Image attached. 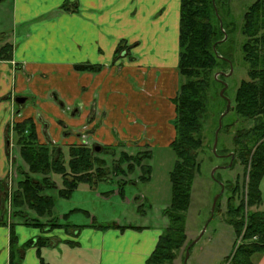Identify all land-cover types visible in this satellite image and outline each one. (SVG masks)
Returning a JSON list of instances; mask_svg holds the SVG:
<instances>
[{
    "label": "crops",
    "instance_id": "0c3cea01",
    "mask_svg": "<svg viewBox=\"0 0 264 264\" xmlns=\"http://www.w3.org/2000/svg\"><path fill=\"white\" fill-rule=\"evenodd\" d=\"M180 4L11 0V30L0 44L12 46L11 60H0V264H146L168 221L151 226L114 218L97 224L91 218L83 225L66 224L70 230L48 231L25 219L46 225L52 213L42 222L46 216L28 217L24 206L26 218L15 222L10 198L3 202L15 164L12 124L34 121L38 142L61 150L72 145L110 147L113 157L145 150L152 156V147L172 151V101L180 86ZM120 46L124 49L118 54ZM80 66L100 70H77ZM20 97L25 98L22 105L15 103ZM112 193L122 196L121 204H130L122 187ZM140 216L137 220L146 218ZM110 224L118 228L95 227ZM11 233L16 239L13 255ZM39 238L49 241L40 245ZM252 262L264 264V253L254 255Z\"/></svg>",
    "mask_w": 264,
    "mask_h": 264
},
{
    "label": "trees",
    "instance_id": "16d2710c",
    "mask_svg": "<svg viewBox=\"0 0 264 264\" xmlns=\"http://www.w3.org/2000/svg\"><path fill=\"white\" fill-rule=\"evenodd\" d=\"M229 0H180L179 20V58L178 72L180 86L173 99L176 116L172 121L175 139L171 144L175 161L169 174L172 199L164 214L168 226L164 229L155 249L146 264H173L177 253L183 248L185 252L190 242L185 233L186 212L191 201V188L195 176L201 170L198 160L203 149L212 151L214 133L218 127L219 112L211 143L205 144L204 124L207 119L208 102L212 96L219 97V91L225 77L217 73H228L233 57V44L236 32L243 38L241 44L242 60L247 68V80H242L236 88L234 110L240 120L250 123L249 128L237 129L231 138L233 149H222L221 154L233 152L244 167L245 189L241 196L238 181L227 182L226 203L227 225L234 233L233 252L226 260L228 264H253L256 254L264 253V209L260 184L264 177V0H255L243 15L238 29L230 22H224L217 4L228 5ZM215 10L217 13H215ZM219 20L227 38L220 29ZM215 46V47H214ZM12 46L8 43L0 47V60H11ZM214 47V48H213ZM124 49L118 47L119 54ZM222 58H220V57ZM77 70L98 72L99 66H80ZM225 93V92H224ZM226 102H224L225 108ZM233 125L222 126L219 135ZM15 144L19 147L20 156L27 165V171L19 168L21 179L11 199L12 217L26 218L22 208L33 211L38 217L51 215L54 201L43 195L45 189H56V184L49 177L50 173L62 177L60 197L69 199L81 183L95 186L100 181L108 180L106 162L98 158L91 147L72 145L69 147L67 163L63 150L57 146L44 145L38 142L34 121H16L12 127ZM206 146V147H205ZM102 151L107 149L102 148ZM112 151H115V149ZM151 158L148 150L127 155L120 153L114 165L115 174H126L136 166H142L144 159ZM127 171L122 168L125 166ZM148 169V166H142ZM33 175H40L36 179ZM122 181L121 185L126 184ZM121 188V187H120ZM239 201L237 202V198ZM219 199L215 212L218 211ZM5 202V197H3ZM140 207V206H139ZM69 214L64 215V219ZM26 223L52 231L55 228L70 230V226L57 223L52 219L43 225L37 220ZM33 222V223H32ZM98 229L118 228L115 224L95 226ZM73 229V228H71ZM12 245L16 244L13 233L10 235ZM49 239L37 240V244H47ZM30 244V243H27ZM191 249V248H190ZM189 249V252H190ZM13 264V260H10Z\"/></svg>",
    "mask_w": 264,
    "mask_h": 264
},
{
    "label": "rangeland",
    "instance_id": "374dc122",
    "mask_svg": "<svg viewBox=\"0 0 264 264\" xmlns=\"http://www.w3.org/2000/svg\"><path fill=\"white\" fill-rule=\"evenodd\" d=\"M255 0H229L228 5L223 6L217 4L220 16L224 22H232L238 29L242 25L243 15L247 8ZM11 0H0V44L6 40V36L11 30ZM233 44L232 57V74L224 79L227 85L224 96L230 101L231 107H234L235 91L242 80H247V68L242 60L241 44L243 38L236 32ZM221 90V89H220ZM220 92V91H219ZM225 100L218 96H212L208 102L207 119L204 124L203 135L205 137V144L211 143L213 136V129L215 127L219 112L225 110ZM233 125L232 128H227L219 135L216 154L209 149H203L198 160L201 162V170L195 176L191 188V201L186 212L185 219V233L187 242L194 243L190 249L189 257L186 264H228L226 260L233 252L232 242L234 237L233 229L227 225L226 219V203L228 198L227 190L223 189L227 182L234 184L238 181L240 187L239 195L245 189L244 181V167L240 163L237 155H234L232 165L230 158L225 157L226 154H221L223 148L228 147L233 149L231 138L237 129L249 128L250 123L240 120L234 110L228 112L222 119V126ZM213 144V143H212ZM206 147V146H205ZM108 147L107 149H109ZM161 148H151L152 156L149 159H144L142 166H148L149 170L142 166H136L131 171H127L126 165L122 166L126 170V174H115L114 165L119 160L120 156L113 155L110 151L98 152V158L106 162L108 169V180L100 181L95 186L90 187L87 184L81 183L76 191L73 192L69 199L60 197L59 191L62 189V177L56 173H50L49 177L56 184V189H45L42 194L49 196L54 201V208L52 210V219L57 223L68 225H83L87 224L91 218L94 222L102 224L108 222L110 219H117L121 223L136 222L138 224L147 222L151 226L167 224V218L164 214L166 208L170 205L172 199L171 184L169 174L173 168L175 157L172 151ZM234 154L233 152H230ZM64 161L68 162V150L63 149ZM13 173L10 176V181L13 183L14 190L16 184L21 179L17 169L27 171V165L23 162L20 156L19 148L12 146L10 151ZM117 157V158H116ZM173 157V163L169 159ZM21 165V166H20ZM217 169L213 177L211 172ZM36 179H41L40 175H33ZM122 181L127 183L121 185ZM262 183H264V178ZM263 190L261 197L263 204L260 207L264 209V184H260ZM120 187L124 189V197L129 200L130 204L127 206L121 204V197H112V192L118 190ZM222 191V193H221ZM220 194L218 211H214L210 219L211 205L213 199ZM100 198H97V197ZM111 198V199H110ZM134 198L136 201H134ZM145 199V202L143 201ZM239 197L237 198V202ZM140 206V207H139ZM7 213H8V208ZM25 209V208H24ZM83 210L85 212L79 211ZM28 217L40 219L33 211L27 210ZM66 219L62 217L68 214ZM137 215L140 217L146 216L142 221L137 220ZM48 217L40 219L45 222ZM209 223L206 225L207 221ZM19 221L18 217L15 222ZM206 225V229L202 236L199 235ZM184 249L182 248L176 255L173 264H182Z\"/></svg>",
    "mask_w": 264,
    "mask_h": 264
},
{
    "label": "water",
    "instance_id": "95a60500",
    "mask_svg": "<svg viewBox=\"0 0 264 264\" xmlns=\"http://www.w3.org/2000/svg\"><path fill=\"white\" fill-rule=\"evenodd\" d=\"M215 13H217L216 10H215ZM219 26H220L221 31H222L223 34H224V38H223L222 41H225L226 38H227V35H226L225 31L223 30L221 20H219ZM214 47H215V46H214ZM214 47H213V48H214ZM219 57H220V56H219ZM220 58H222V57H220ZM231 74H232V67H231V64H230V68H229V72H228V73H217V74L215 75V78H217L218 75H222L223 77L227 78V77H229ZM219 82L223 85V88L220 90L219 95H220L221 98H223V99L225 100L226 105H225V110L221 113V115H220L219 118H218V127H217V129H216V131H215V133H214V140H213V144H212V148H211V149H212V152H213L214 154H216V148H217V143H218V134H219V131H220L221 127H222V119H223L224 116H226V115L228 114V112H229L230 109H231L230 101H229L228 99H226L225 96H224V92H225V90H226V88H227V85H226L223 81H221V80H219ZM15 101H16V103H18V104H23V103L25 102V99L20 98V99H16ZM94 150H95L96 152H98V151L100 150V148L96 147V148H94ZM225 157L230 158V164H229V166H231V165H232V162H233V159H234V154H232V153H228V154L225 155ZM216 170H217V169H214V170L211 172V177H213V174H214V172H215ZM223 189H224V187H222V191H223ZM222 191H221V193H222ZM219 197H220V194H218V195L213 199V201H212V205H211V213H210V219L212 218V216H213V214H214L215 207H216V204H217V201H218ZM210 219L207 221L206 225L209 223ZM206 225L203 227V229H202V231H201V233H200V235H199V238H200V237L202 236V234L204 233V231H205V229H206ZM196 241H197V240H196ZM196 241H194V243L190 244V245L187 247L186 252H185V258H184V262H183V264H186V261H187V259H188V257H189V249L192 247L193 244H195Z\"/></svg>",
    "mask_w": 264,
    "mask_h": 264
},
{
    "label": "flooded vegetation",
    "instance_id": "af4514ba",
    "mask_svg": "<svg viewBox=\"0 0 264 264\" xmlns=\"http://www.w3.org/2000/svg\"><path fill=\"white\" fill-rule=\"evenodd\" d=\"M20 98H22V99H25V98H23V97H20ZM20 98H17V99H20ZM15 103H16V101H15ZM16 104H18V103H16ZM24 104V103H23ZM18 105H22V104H18ZM14 124V123H13ZM13 124H12V127H13ZM97 147V146H96ZM96 147H93V151L95 152V150H94V148H96ZM101 150V149H100ZM97 154V153H96ZM12 171H13V169H12ZM17 173H19V169H17V171H16ZM13 173V172H12ZM14 174V173H13ZM11 183V184H10ZM6 186H7V189H6V191H5V194H4V196L3 197H5V198H10V201H11V199H12V196H13V194L15 193V191L17 190V184L15 185L16 186V188L14 189V190H12V188H13V183L10 181V180H7L6 181ZM8 186H9V188H10V190H9V188H8ZM11 192V193H10ZM7 193V194H6Z\"/></svg>",
    "mask_w": 264,
    "mask_h": 264
}]
</instances>
